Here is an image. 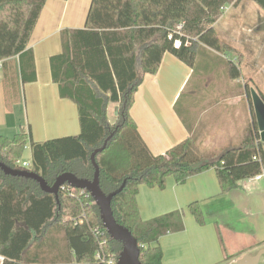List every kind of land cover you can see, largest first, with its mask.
<instances>
[{
  "label": "trees",
  "instance_id": "obj_1",
  "mask_svg": "<svg viewBox=\"0 0 264 264\" xmlns=\"http://www.w3.org/2000/svg\"><path fill=\"white\" fill-rule=\"evenodd\" d=\"M46 1L0 0V60L4 61L2 83L8 110L21 100L19 73L23 84L37 81L35 56L28 45ZM241 1L92 0L85 27L65 30L62 53L50 58L60 97L78 106L80 134L45 142H35L26 133L0 136V161L18 169L16 161L29 144L32 160L25 170L39 174L50 186L64 173L92 180L91 156L112 135L105 150L96 155L100 187L110 195L125 183L112 200L114 217L138 240L141 264H164L160 240L184 231L183 213L143 221L137 203L140 187L163 189L170 177L184 183L215 169L225 194L238 189L242 181L264 174L263 147L257 128L251 126L240 146L231 150L207 151L190 131L187 139L155 155L131 109L145 75L159 71L166 53L191 68L196 66L199 47L241 55L216 30L224 9ZM251 1L264 11V0ZM225 64L232 79L240 77L238 63ZM110 103L119 109L114 123L108 118ZM65 187L57 199L43 192L37 181L0 169L2 264H109L119 256L122 244L110 238L91 195ZM189 210L199 225L205 224L199 203H192ZM95 228L102 230L106 244L95 235Z\"/></svg>",
  "mask_w": 264,
  "mask_h": 264
},
{
  "label": "crops",
  "instance_id": "obj_2",
  "mask_svg": "<svg viewBox=\"0 0 264 264\" xmlns=\"http://www.w3.org/2000/svg\"><path fill=\"white\" fill-rule=\"evenodd\" d=\"M91 2L46 1L28 45L35 56L37 81L23 84L19 73L21 102L12 110L6 108L0 87V136L13 138L26 133L31 140L43 142L80 134L78 106L60 97L52 80L50 58L62 53L65 30L85 27ZM232 8L226 7L224 14ZM261 51L264 49L258 55ZM197 52L195 68L166 53L159 71L145 75L131 115L148 147L155 155L165 154L193 131L205 150L224 152L239 147L252 126L257 128L264 152L254 100L256 94L264 103V85L257 87V80L264 79V61L246 59L240 77L232 79L225 61L236 63V59L208 47H199ZM118 110L117 104H109L111 123ZM28 150L31 152L29 144L25 152ZM24 156L21 160L30 163L32 152L30 159ZM137 203L143 221L183 213L184 231L169 233L160 240L164 264H237L244 256L255 257L264 250V174L262 179L242 181L238 189L225 194L215 169L184 183L170 177L163 189L141 186ZM192 203H199L204 225H199L190 212Z\"/></svg>",
  "mask_w": 264,
  "mask_h": 264
},
{
  "label": "water",
  "instance_id": "obj_3",
  "mask_svg": "<svg viewBox=\"0 0 264 264\" xmlns=\"http://www.w3.org/2000/svg\"><path fill=\"white\" fill-rule=\"evenodd\" d=\"M254 100L259 131L261 132L262 141H264V103L256 94H254ZM111 136L105 141L103 147L96 149L91 156V161L95 168L92 180L80 179L72 173H64L56 179L53 186H50L46 180L37 173L28 170L12 169L1 161L0 169L7 175L26 177L37 181L43 192L54 194L57 199L60 190L66 185L70 188L81 189L88 192L100 209L103 226L107 230L110 238L122 244V251L118 256L117 264H141V252L138 240L133 236L129 229L120 225L116 221L112 211V200L123 190L125 183L118 191H115L110 195L105 194L100 187V167L96 162V155L105 150ZM262 256H264V250L259 252L255 257L244 256L238 260L237 264H259Z\"/></svg>",
  "mask_w": 264,
  "mask_h": 264
},
{
  "label": "rangeland",
  "instance_id": "obj_4",
  "mask_svg": "<svg viewBox=\"0 0 264 264\" xmlns=\"http://www.w3.org/2000/svg\"><path fill=\"white\" fill-rule=\"evenodd\" d=\"M242 1L237 7H233L231 11L224 14V18L221 17V22L217 25V31L219 32L218 35L221 36L220 38L225 43L237 48L241 52V55L235 53L225 54L227 58L230 57L234 60L236 59V63H238L240 67H243L246 64V59H249L251 62L255 61L254 59L261 62L264 61V52L261 51L262 53L258 55L259 51L264 49V24L261 23V21L264 20V11L251 0ZM250 51L252 54H250ZM263 85L264 79H258L257 87L259 88ZM0 87H3L2 81L0 82ZM24 112L26 114V110H24ZM6 132L9 134L8 136H13L14 134L13 132ZM43 142H45V140H43ZM30 158L31 152L28 150L25 152L24 159Z\"/></svg>",
  "mask_w": 264,
  "mask_h": 264
},
{
  "label": "built area",
  "instance_id": "obj_5",
  "mask_svg": "<svg viewBox=\"0 0 264 264\" xmlns=\"http://www.w3.org/2000/svg\"><path fill=\"white\" fill-rule=\"evenodd\" d=\"M226 9V8H225ZM224 9V10H225ZM180 45V42H176V46L178 47ZM3 64H4V61L3 60H0V82L2 81V78H3ZM256 160V158H254ZM16 165L18 167L19 170H25L26 168H28L30 166V163L28 162H25V161H22L20 159H18L16 161ZM263 178V175H259V176H256L255 179H262ZM70 188V187H69ZM66 187H62V190H65ZM94 233L96 236H98L99 238H103L104 240L102 241V245L103 244H106L108 242V239L105 238L104 236V233L102 232V230L100 228H95L94 229ZM98 258L101 257V254L99 253L97 255ZM117 261H118V257L115 258V257H112L109 261V264H117Z\"/></svg>",
  "mask_w": 264,
  "mask_h": 264
}]
</instances>
